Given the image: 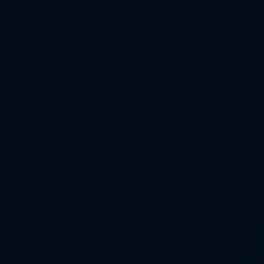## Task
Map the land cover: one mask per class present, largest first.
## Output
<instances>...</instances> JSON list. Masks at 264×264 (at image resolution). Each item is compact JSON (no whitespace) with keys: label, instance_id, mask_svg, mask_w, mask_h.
I'll list each match as a JSON object with an SVG mask.
<instances>
[{"label":"water","instance_id":"water-1","mask_svg":"<svg viewBox=\"0 0 264 264\" xmlns=\"http://www.w3.org/2000/svg\"><path fill=\"white\" fill-rule=\"evenodd\" d=\"M264 205V0H0V264H186Z\"/></svg>","mask_w":264,"mask_h":264}]
</instances>
